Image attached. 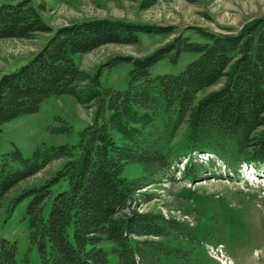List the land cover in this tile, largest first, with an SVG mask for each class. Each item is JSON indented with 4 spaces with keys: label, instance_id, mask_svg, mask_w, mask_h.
<instances>
[{
    "label": "trees",
    "instance_id": "1",
    "mask_svg": "<svg viewBox=\"0 0 264 264\" xmlns=\"http://www.w3.org/2000/svg\"><path fill=\"white\" fill-rule=\"evenodd\" d=\"M157 2L143 0L141 7ZM141 30L168 31L107 18L54 30L26 0L0 5V38L32 39L53 32L28 63L1 78L0 125L37 112L53 95H73L94 109L78 144L42 143L30 158L19 149L3 155L0 205L22 182L66 159L55 175L21 188L11 200L10 210L31 196L30 250L37 248L40 264H111L104 241L116 244L119 264H202L196 249L203 240L193 228L162 213L138 210L155 197L147 187L172 179L183 155L182 173L190 179L207 171L210 162L221 161L234 172L244 163L264 168V17L234 34H209L204 43L178 35L147 56L112 58L106 65L133 64L124 90L102 88L100 72L92 75L73 59L107 44H135ZM183 51L199 55L178 74L153 75V65L166 57L177 60ZM222 78L220 89L197 98ZM158 120L163 121L160 129ZM183 123L187 140L178 148L172 142ZM199 153L213 156L198 162ZM128 164L140 165L142 174L125 176ZM17 254V243L2 240L0 264H18Z\"/></svg>",
    "mask_w": 264,
    "mask_h": 264
},
{
    "label": "rangeland",
    "instance_id": "2",
    "mask_svg": "<svg viewBox=\"0 0 264 264\" xmlns=\"http://www.w3.org/2000/svg\"><path fill=\"white\" fill-rule=\"evenodd\" d=\"M20 1L23 0H0V5ZM26 1L54 30L81 21L105 18L167 29L166 32L141 30L135 44H107L88 53L73 55L77 65L90 74L100 72L102 88L117 90L128 87L133 64L125 60L106 65L112 58L147 56L178 35L204 43L210 40L209 34H234L251 21L264 17V0H158L154 6L144 9L141 7L143 0ZM52 35L53 32H41L32 39L0 38V80L4 74L28 63ZM198 55L196 51H183L177 60L166 57L153 65L151 72L153 75L178 74ZM224 83L225 78H222L200 91L197 98L220 89ZM93 112V108L78 103L73 95L47 98L37 112L0 125V164L3 155L15 149L30 158L42 143L78 144L81 132L92 122ZM162 122H156L157 129L161 128ZM187 133V123H183L172 144L181 148L186 144ZM114 135L121 139L119 132H114ZM208 158V155L201 154L195 160L209 162ZM65 160L51 162L40 173L5 195L1 202L0 248L2 240L17 243L18 264H25L26 257L29 258L28 264H40V257L36 247L30 250L27 207L31 196L24 197L10 210L11 200L21 192V188L39 185L55 175ZM186 161V155L181 156L171 174L172 179L161 186L147 187L155 197L150 202L139 204L138 210L162 213L193 228L197 237L203 240L196 249V256L202 264H264V168L246 169L244 165L234 172L221 161L215 165L210 162L205 163L207 171H198L196 178L190 179L182 173ZM12 164H16L13 159ZM141 174L142 167L138 164L125 167V176ZM101 246L109 253L110 263L119 264L116 244L104 241Z\"/></svg>",
    "mask_w": 264,
    "mask_h": 264
}]
</instances>
